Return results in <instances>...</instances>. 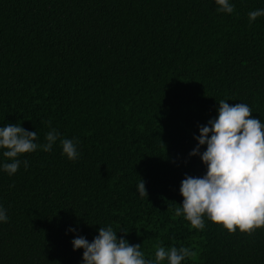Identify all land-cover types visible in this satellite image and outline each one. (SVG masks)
Returning <instances> with one entry per match:
<instances>
[{"label": "trees", "instance_id": "trees-1", "mask_svg": "<svg viewBox=\"0 0 264 264\" xmlns=\"http://www.w3.org/2000/svg\"><path fill=\"white\" fill-rule=\"evenodd\" d=\"M229 2L232 14L215 0H0V127L38 144L55 128L80 153L69 160L58 140L9 176L0 150V264H84L72 240L109 226L146 259L188 247L182 264H264V228L174 215L185 175L206 174L189 153L219 101L264 123V16L248 19L264 0Z\"/></svg>", "mask_w": 264, "mask_h": 264}, {"label": "clouds", "instance_id": "clouds-1", "mask_svg": "<svg viewBox=\"0 0 264 264\" xmlns=\"http://www.w3.org/2000/svg\"><path fill=\"white\" fill-rule=\"evenodd\" d=\"M217 11L232 14L234 5L229 0H215ZM264 16V9L248 13L249 22ZM218 117L210 119L206 125H198V141L189 156L199 155L206 165L203 177L185 175L181 181V207L174 209V215L183 216L194 229L203 230L204 217L221 225L229 233L237 229L251 235L264 228V123L254 118L252 109L244 103L230 106L225 100L219 101ZM49 126L51 121L48 122ZM37 131H28L20 124H6L0 127V150L7 161L2 165L9 175L15 174L22 161L19 156L33 153L38 148L50 152L59 140L62 152L69 160L75 161L80 153L77 141L61 138L60 132L50 128L46 133V143L38 144ZM206 150L200 152V147ZM25 169L28 161H23ZM141 197L147 196L145 182L137 186ZM4 209H0V222H7ZM75 231V229H69ZM123 232V231H122ZM126 233V232H124ZM73 250L83 249L84 264H182L185 258H193L196 253L188 247L157 246L155 259H146L141 245H130L111 226L100 227L98 235L90 243L85 237L72 240Z\"/></svg>", "mask_w": 264, "mask_h": 264}]
</instances>
